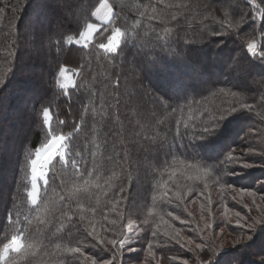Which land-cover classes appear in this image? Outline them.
Here are the masks:
<instances>
[{
  "label": "trees",
  "instance_id": "obj_1",
  "mask_svg": "<svg viewBox=\"0 0 264 264\" xmlns=\"http://www.w3.org/2000/svg\"><path fill=\"white\" fill-rule=\"evenodd\" d=\"M102 2L0 0V249L22 235L8 264H231L238 250L264 264L250 260L264 255V171L241 167L251 159L237 151L264 154V0H231L227 18L226 0H109L111 23L95 15ZM91 22L101 24L88 45L70 41ZM116 27L107 53L99 45ZM50 134L68 138L67 163L50 162L33 205L32 160ZM242 189L259 196H244L240 214L252 239L224 249ZM128 236L122 250L108 243Z\"/></svg>",
  "mask_w": 264,
  "mask_h": 264
},
{
  "label": "snow or ice",
  "instance_id": "obj_2",
  "mask_svg": "<svg viewBox=\"0 0 264 264\" xmlns=\"http://www.w3.org/2000/svg\"><path fill=\"white\" fill-rule=\"evenodd\" d=\"M160 3L163 2V0H159ZM152 7L153 12L156 11L155 5H150ZM165 7H170V5H165ZM231 7V0H226L225 4L222 6L221 11L224 12L225 17L227 18V16L229 15V8ZM258 7V6H257ZM95 15L96 17L105 22V23H111L112 18H113V13H112V8L111 6H109L106 2L105 3H101L100 6L98 8H96L95 11ZM155 16L149 17V19H155ZM173 19H175V16H173ZM245 18L242 17L241 20L243 21ZM96 28V25L94 24H88L87 25V30L84 31L83 33L80 34V39L76 41L77 44L81 43V41H87L91 38L92 36V31L93 29ZM211 35H222L223 32H210ZM122 36V32L121 29L119 27H116L113 29V33L111 35V37L108 39L107 43H101L99 45L100 48L104 49L107 53H114L117 51L118 47H119V39ZM256 44L254 43H249L248 44V50L252 53L253 56L257 55L256 52ZM262 59H264V56L261 57ZM61 76H64V72L61 71ZM3 79H0V85H3ZM68 83H70V79L66 78V82L64 85H62V87H67ZM116 86H119V81H116ZM260 86L262 88H264V81L260 82ZM223 91V90H221ZM233 95H235V93H233ZM244 107H247L249 109L252 108L251 105H243ZM236 111L235 108H231L229 110H227L226 112H222L220 113L218 116H214L211 117L209 119V124L208 126L203 127L202 132L200 133V135L203 137L205 136V134H213L215 132V130L220 126V122L224 121L227 116L231 115L232 113H234ZM44 117H45V122H48L50 120V113L48 110H45L44 112ZM68 138L61 134V135H51L50 134V139L48 141L47 144H45L43 146V148L37 153L36 158L34 160H32V173H33V177H32V181H33V192H32V203L36 204V191H35V186H36V182H37V177L38 176H45L46 173L44 171V169L47 167V165L51 162L52 159L55 158H60L61 160H65V156L66 153L64 151V145L65 142ZM65 163H67V161L65 160ZM253 164L247 163V162H243L241 164V167H253ZM260 166H264V165H260ZM77 171H79V169H77ZM209 169L205 168L203 170V175H207L208 174ZM233 174V173H232ZM89 177L91 176V173H88ZM90 185V180L89 179H85L84 180V191L87 192V188ZM81 191V187L80 186H74L72 189V194L76 195ZM243 191V189H242ZM249 195L254 196V193H249ZM177 196H179V193H177ZM253 204L255 205V200H253ZM247 207V205H246ZM39 215V212H38ZM238 217L237 220V224L239 225L240 223V219H243L242 217L239 216V213L236 214ZM11 219V217H9V220ZM81 219H83V217L81 216ZM260 220H264V214H262L260 216ZM258 221H253V225H255V223H257ZM113 223H115V221H113ZM207 227V225H206ZM129 230L131 231V226L129 228ZM153 235H155V233H153ZM249 240L252 238L251 236L247 237ZM21 239H22V235L21 234H17V235H12L11 238L8 240L7 243L3 244V248L0 249V261H3L4 264H8V257L10 253H18L22 247L21 244ZM173 239H175V237H173ZM131 241V237H121L119 240L117 239H112L109 240L108 243L112 245L113 248H118L120 250H122L126 244H129ZM101 243H103V241H101ZM207 245L205 244H197L196 248L197 249H204ZM29 247H31V245H29ZM149 248H151V245H149ZM132 250V249H130ZM69 252L71 253H79L81 250L79 247L76 248H70L68 249ZM213 254H215V251L213 250ZM115 258V257H114ZM92 264H96V261L93 259L92 260ZM107 264H110V262H107ZM203 264V262H202Z\"/></svg>",
  "mask_w": 264,
  "mask_h": 264
},
{
  "label": "rangeland",
  "instance_id": "obj_3",
  "mask_svg": "<svg viewBox=\"0 0 264 264\" xmlns=\"http://www.w3.org/2000/svg\"><path fill=\"white\" fill-rule=\"evenodd\" d=\"M108 1L109 0H103L102 3H105L106 2L110 6V4H109ZM99 21L100 22H103L101 20H99ZM100 22H98V23H96V22L89 23V24L96 25V28L93 29L91 38L89 40H87V41H81V43H79V45L86 46V45H88L93 40V38L95 36V33L97 32V30L100 27V24H101ZM86 30H87V27H86V29L84 31H86ZM79 39H80V36L79 37H76V38L73 37V38H70V41L76 43V41L79 40ZM120 40H121V37L119 39V45H120ZM62 71L64 72V76H61V74H60V76H59V83L61 85H64L65 82H66V78L70 79V83H68V86L65 87V88H68V87H70V86H72L74 84V77H73V75L71 73H68L65 68ZM49 113H50V111H49ZM51 118H52V116H51V113H50V120L48 122H46V124H47L48 127L51 126ZM253 133H255V132H253ZM48 141L45 144H47ZM44 145H41L38 148V150L36 151V154H35V158H36L37 153L43 148ZM64 151H65V146H64ZM237 151L241 155H243L244 157L246 155L247 156L246 158L251 159V161L250 162L247 161V163L253 164L254 166L253 167H248V168H257L258 170L261 169L262 172L264 171V166H260V165H264L263 164V161L261 160V159L264 158V154L263 153H261L259 151H256L254 149H250V150L238 149ZM49 165H50V163L44 169L46 175L45 176H38L37 177V182H36V186H35V191H36V204H33L32 203V192H33V181H32V186H31V189H30V192H29V198H30V202L33 205H37L38 202H39L40 192H41V184H42V182L44 183L47 180ZM31 176L33 177V173H32ZM249 193H254L255 194L254 191H238V197H237L236 203H234V210H233V208L231 209V211L233 210V213L235 215V218H233V219L231 218L229 221L227 220V222H226L227 224H230L231 227L227 228V227L223 226L222 229H221V231H220V233H223L222 245L224 246V249H226V248L229 249L231 247H237V246H239L242 243H244V242L247 241V238L244 239V236L245 235L246 236H248V235L251 236V234L246 233V231H248V229H249L248 221L243 218V215H240L241 212H245V214H248V212L250 213V208L251 207H250V204L247 201V198L248 197L247 198H244V196L247 195V196H250V197H259L257 194H255L254 196H252V195H249ZM262 197H264V194H263ZM246 205H247V207H246ZM237 213H239V216L243 218V219H240L239 225L237 224V220H238V217L236 215ZM195 216L196 215H194V217ZM252 253H253V255H255V258H253V257L250 256V258H251L250 260L252 261V263L253 262L254 263H262V262L264 263V255H262V256L259 255L258 256L257 255L258 254L257 253V250H255L254 252L252 251L251 254ZM236 254L238 255V258L234 259L231 264H245V261L243 260V255H244L243 250H241V251L238 250V252ZM171 260L178 261L180 264H189L188 260H185V259L180 258V257L173 256L171 258ZM225 264H227V262Z\"/></svg>",
  "mask_w": 264,
  "mask_h": 264
}]
</instances>
